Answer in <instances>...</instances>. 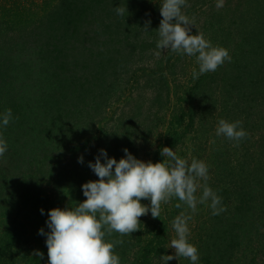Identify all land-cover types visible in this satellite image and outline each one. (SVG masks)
I'll list each match as a JSON object with an SVG mask.
<instances>
[{
	"label": "rangeland",
	"instance_id": "374dc122",
	"mask_svg": "<svg viewBox=\"0 0 264 264\" xmlns=\"http://www.w3.org/2000/svg\"><path fill=\"white\" fill-rule=\"evenodd\" d=\"M30 1L23 0V3ZM128 1L121 0L116 5V8L127 9L124 15L116 12L113 18L107 17L102 22L100 28L103 35L98 37V23L95 27L94 45L97 48L102 46V52L106 50L112 54L83 57L79 63H75V68L64 71L66 74L63 77L73 89L74 97L78 93V83L81 84V101L75 100L82 104L81 114L67 117L70 125L65 127L57 122L55 128L52 129L51 125L49 130H41L45 124L40 127V116H37L33 107L22 105L17 97H10L7 101L4 96H0V113L10 108L13 117L7 126L0 128V135L8 143V151L0 157V168L5 171H0V189L5 190L2 192L4 196H0V226L14 222L21 225L22 222L23 228L31 234L32 246L35 245V239L40 237L38 229L43 227L45 231L48 230L45 221L50 208L75 207L86 199L82 183L98 179L88 167V161H94L101 148L118 160L124 156L123 150L117 151L124 146L121 140L126 142L125 137L131 134L133 137V133L142 135L136 136L140 138L150 136L149 141L134 140L138 150L130 152L141 160H162L160 149L154 150L151 141L157 144L159 138L166 135L173 138L172 148L180 157L189 162L193 158L204 161L208 166L209 177L210 173L215 176L206 183L222 197L225 207L228 202H248L252 206L254 202L250 196L254 197L262 190L260 180L259 183L244 185L242 194H237L234 200H230L228 194L220 195L223 192L220 185L225 187L231 182L237 183L240 188L244 182L243 169L250 171L251 167L264 163V0H225L222 8L216 7V0H187L182 11L194 20L195 26H190L192 32L203 33L213 45L227 48L231 56V60H226L216 71L204 73L198 79L192 77L193 68L198 70L195 57L157 48V28L162 19L159 4L153 0H139L134 4ZM49 2L56 4L62 3V0ZM10 6L13 4L10 3ZM14 7L24 10L16 1ZM10 8L8 20L15 21L19 12L16 10L13 13L15 9ZM34 12L29 18L33 21L30 26H19L21 20L17 25H4L0 36L1 33L8 35L18 28L25 31L24 37L31 32L36 34L34 26L40 22L38 18L41 14ZM100 13L94 12L92 15L97 14L100 19ZM20 14L23 17V13ZM149 18V31H145L143 27ZM70 19L72 32L76 26L83 28L80 26L82 21L85 22V29H92L93 24H87V12H83L81 19L71 15ZM52 26L51 21L43 28L42 34L45 37L52 35L49 40L56 44V36L65 38L67 32L59 28L54 30ZM91 29L90 37L94 35ZM120 37L121 51L130 52L129 64L119 63L123 68L121 65L109 67L102 64V61H113V56H117V40ZM69 42L72 49L76 50V39L71 38ZM20 44L28 46L25 40ZM62 60L68 62L69 58L65 56ZM11 75L9 73L7 79L11 82L9 89L24 92L21 94L24 101H31L35 96L34 88H30L29 84L18 87L20 83L17 80H9ZM64 93L62 90L60 95ZM182 110L187 115L179 116ZM220 119L241 121L248 135L238 144L217 136L216 127ZM117 135L120 141L115 142L113 139ZM80 155H83L84 163L78 162ZM218 160L225 162V171L232 168L234 176H224L225 171L219 174L221 170L216 168ZM239 162H244L243 169ZM83 165L88 168L89 174L88 171L80 174ZM239 174L242 176L238 183L235 180ZM199 183L203 185L205 182L200 180ZM201 193L202 188L198 189L196 195L199 197ZM256 199L258 202L262 200ZM141 203L150 205V200L142 198ZM176 203H181V208L175 207ZM208 203L198 204L197 210L192 212L186 204L173 197L169 202L161 203L160 217H153L150 211L140 216L139 227L158 230L159 239H153V242L168 246L175 237L172 221L185 212L191 215L188 221L189 241L198 249V264H264V236L262 232L250 228L252 223H260L259 215L250 209L249 218L245 221L241 212L230 214L227 207L219 215H212ZM41 208L45 210L44 214H41ZM148 221V227H144ZM140 228L130 235L113 231L105 239L115 242L118 234L136 238ZM209 235L210 241L215 240L211 242V251L203 255L200 250ZM19 246L26 248L27 240L21 241ZM120 247L116 244L115 253ZM169 253L174 255V248L168 247ZM123 258L120 257L121 264ZM156 264H163V261ZM167 264H191V261L180 257Z\"/></svg>",
	"mask_w": 264,
	"mask_h": 264
},
{
	"label": "clouds",
	"instance_id": "9594fccd",
	"mask_svg": "<svg viewBox=\"0 0 264 264\" xmlns=\"http://www.w3.org/2000/svg\"><path fill=\"white\" fill-rule=\"evenodd\" d=\"M159 4L162 19L157 28V48L171 50L181 55L195 57L198 70L193 68L192 77L214 72L224 62L230 61L227 48L213 45L203 33L192 32L193 18L182 11L187 0H153ZM225 0H216V7H224ZM118 15L127 12L125 7H117ZM151 19L145 21L143 29L148 30ZM195 26V25H194ZM160 53L158 52L157 55ZM12 110L0 113V128L7 126L12 119ZM216 135L223 136L239 143L248 133L241 121L220 119ZM8 151V143L0 135V157ZM124 156L117 160L101 148L94 161H88V167L98 179L88 180L81 185L86 199L75 207H52L47 211V231L41 227L40 235L45 237L48 260L47 264H121L115 253L116 244L123 241H108L106 235L113 231L130 235L139 227V217L148 214L160 217L161 203L178 198L191 209L197 210L198 204L208 203L212 215L226 211L219 196L206 183L209 177L207 164L196 158L191 162L180 157L172 147L160 149L162 160L144 161L134 156L125 147ZM78 162L84 163L83 155ZM103 161V162H102ZM205 183L201 185L199 181ZM202 193L196 195L198 189ZM150 200V205L141 203V199ZM181 203L175 207L181 208ZM44 214V209H40ZM191 215L181 212L172 221L175 237L168 247L174 248L175 254H162L159 259L163 264L180 257L188 258L191 264H198L199 252L189 241L190 228L188 221ZM34 255L43 258L44 253L36 249Z\"/></svg>",
	"mask_w": 264,
	"mask_h": 264
},
{
	"label": "trees",
	"instance_id": "16d2710c",
	"mask_svg": "<svg viewBox=\"0 0 264 264\" xmlns=\"http://www.w3.org/2000/svg\"><path fill=\"white\" fill-rule=\"evenodd\" d=\"M14 1L17 2L18 6L21 4L24 7V10L20 11L17 7H14ZM120 1L121 0H62V3L51 4L49 0H31L29 3H23V0H0V32L3 29L2 26H7L8 24L12 26L17 25L19 20H21L19 26H22L24 28L26 24L30 26V24L33 22L29 19L30 15H33L32 13H35L34 11H36L38 14H41L38 18L40 22L36 23L34 26V29L37 30H35L36 34H33V32H31L29 36L24 37L23 33L25 31L21 28H18L17 31L12 32L13 34L10 33L8 35H3L1 33L0 96H4L7 101L10 97H17V99L20 101V103H22V105L33 107L37 113V116H40V127L45 124L44 127L41 128V130H49L51 127L53 129L56 127L57 122H59L61 126L65 127L70 125L68 120L69 116H77L81 114L82 104L75 102V100L81 101V93H79V88L81 84L78 83V93L75 94L74 97L73 89L69 85H67V81H65L63 77L66 74L64 73V71H68L71 68H75V66L77 65L75 63H79V60H81L83 57H99L106 54H112L110 53V51L108 52L106 50H103L104 52H102V46H99L97 48V46L94 45L96 39L95 27L98 23V37L103 35L100 25L107 17H109L110 19L113 18V16L116 14V5ZM124 1L127 2L128 0ZM137 1L139 0H130L128 2L134 4ZM10 3H12L13 6H10ZM24 4L27 5L24 6ZM10 7L15 9L13 13H15L16 10L19 12V15L16 17L15 20L17 21L16 23L15 21L8 20V14L10 13L9 11L12 10ZM100 11V19L97 18V14L92 15V13H99ZM83 12H87L88 14V19H86L88 21L87 24H93L92 29L91 27L90 29L92 30V33H94V35L91 37L90 29L84 28V21L80 22V26L83 27L82 29L76 26L74 27V31L72 32V21L70 19V15L81 19ZM20 13H23V17ZM51 21L53 23L52 28L54 30L56 28H59L67 32V36L65 38H59V36H56V44L55 42L49 40L52 35H47V37H45L44 33L42 34L43 28L48 26ZM130 26L131 25L128 24L129 28ZM129 35L130 33L127 35V38L129 37ZM71 38L76 39L77 41L78 47L76 48V50L72 49V41L67 43ZM24 40L25 42H28V46L24 47L23 44H20V42H23ZM121 43L122 42L120 37L117 40L116 50L118 51H115V54H117V56H113L114 60L112 61V59H106L105 61L101 62L102 64L105 63L109 67H112L113 64L115 66L121 65L122 67L123 63L127 64L129 62V59L131 58L130 52L128 50L121 51L123 50L122 46H119L121 45ZM56 49L59 50V52ZM36 52L38 53V55H35ZM65 56H68V62L62 60V58ZM114 61L115 63H113ZM9 73L12 74L9 80H17L16 82L20 83L18 87H24V84H29L31 85L30 88H34L35 96L31 101L26 100L27 103L24 101L23 96L21 95L24 92L12 90L14 88L9 89V84L11 83L7 81L8 77H10ZM62 90L65 93L61 96L60 94ZM96 95L97 94H94L93 96ZM194 111L195 110H190L189 112ZM178 115L184 116L187 115V113L182 110V113H179ZM136 136L142 135H134L133 133V137L132 134L125 137L126 142L124 140H121V143H123V145L127 147V149L131 152H136L138 150L137 146H134L135 139L136 142L149 141L150 139V136L148 137V135H145L141 138ZM172 139L173 138L165 135L159 138L157 144L151 141V147L154 150H156L157 148V151L158 148L161 149L162 146L172 147ZM113 141H120V136H115ZM124 146L119 147L117 151H122L125 148ZM262 154H264V151ZM263 158L264 156L262 155V159ZM224 163L225 162L223 160H218L216 162V168L221 170L219 174L225 171V167H223ZM243 163L244 162H239L241 169H243ZM83 168L84 169L80 172V174L83 175V173H85L86 171H88L89 174L90 171L87 170L88 168L85 165H83ZM3 169L4 168H0V171L5 173ZM243 170L244 182H240V188L238 187L237 183L232 184L231 182L225 187H223V185H220V188L223 191L220 195L228 194L230 200H234L237 194H242V189L244 185H250L252 182L259 183L261 180V192L257 193L254 196L255 200L253 199L254 197L252 195L250 196V199L254 202L252 206H250L248 202L242 204H230L228 202L230 206L227 203L226 207L227 212L229 211L230 214L241 212L242 217L244 216L245 221L248 220V212L250 209H252V212H255L257 215H259L260 223H252L250 228L262 232V236H264V163L259 166L251 167L250 171H248L247 169ZM230 174L231 176H234L235 174L232 168L223 173V175L226 177L230 176ZM240 176H242V174H239V178H237L235 182L239 183V180H241ZM212 177L214 178L215 176L213 175V173H210V178ZM245 177H247L246 181ZM2 192L4 193L5 190L0 189V196H4ZM248 192L250 191L248 190ZM72 193L74 194L73 190ZM256 198H262V200L258 202ZM20 223L21 225L16 222H14L13 224L7 223L6 225L4 223V225L0 226V264H47L48 255L45 237L40 235L39 239H35V245L32 246L31 234H29V232L23 228L22 222ZM148 225L149 221L144 225V227H148ZM24 227L27 228L25 225ZM138 233L139 235L136 238H133L132 236V238H130L121 236L119 234L117 235V241H123V243L119 244L121 245V247L118 248V250L116 251V253L120 255V257H124L123 264H156L158 261H161L159 257L162 254H167V246L158 241L153 242V239H159L158 230L155 231L149 228L145 230L144 228H140ZM25 240H27L26 248L20 247L19 245L21 241ZM213 240L210 241V235L209 238H206V240H204L206 241V243H202V250H200L202 254L211 251L210 245L212 244L211 242H213ZM36 249H39L44 253L43 258L33 254L34 250Z\"/></svg>",
	"mask_w": 264,
	"mask_h": 264
}]
</instances>
